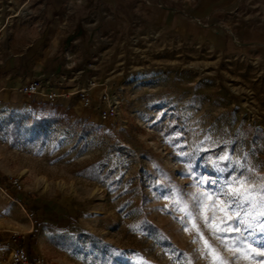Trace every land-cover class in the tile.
<instances>
[{
    "label": "rangeland",
    "instance_id": "obj_1",
    "mask_svg": "<svg viewBox=\"0 0 264 264\" xmlns=\"http://www.w3.org/2000/svg\"><path fill=\"white\" fill-rule=\"evenodd\" d=\"M47 1L0 0V81L32 50ZM59 3L78 23L61 58L81 84L54 101L0 99V264H13L14 234L52 264H209L177 193L191 206L217 163L221 183L243 171L236 160L264 176V144L248 133L264 134V0Z\"/></svg>",
    "mask_w": 264,
    "mask_h": 264
},
{
    "label": "snow or ice",
    "instance_id": "obj_2",
    "mask_svg": "<svg viewBox=\"0 0 264 264\" xmlns=\"http://www.w3.org/2000/svg\"><path fill=\"white\" fill-rule=\"evenodd\" d=\"M218 159L232 160L227 153ZM234 163L236 168L233 171H243L222 183L219 174L226 169L220 168L218 163L217 179L207 180L201 177L200 184L209 183L214 187L209 191L190 194L191 206L177 193L176 203L183 205L180 210L188 218L183 230L195 231L192 242L200 241L197 251L209 260V264H232V261L226 259L212 240L205 236L198 221H202L203 228L207 229L210 237L232 253L233 260L244 259L250 264L259 260L264 264V176L257 175L255 179L259 183H256L253 176L245 174L253 173L254 169L241 164L239 160ZM189 170L191 171V167ZM188 264H192L191 259Z\"/></svg>",
    "mask_w": 264,
    "mask_h": 264
},
{
    "label": "crops",
    "instance_id": "obj_3",
    "mask_svg": "<svg viewBox=\"0 0 264 264\" xmlns=\"http://www.w3.org/2000/svg\"><path fill=\"white\" fill-rule=\"evenodd\" d=\"M62 3L59 0H48L44 6L42 19L43 31L35 41L29 54L26 52L14 58L7 70L15 72L13 81H0V99L11 102L19 100V89L36 79L48 78L58 84L67 94L81 84L82 76H74L76 70H68L62 60V45L78 29V23L68 16L67 11H60ZM56 12H59L56 14ZM44 25V26H43ZM246 32V33H245ZM245 38L261 37V33L246 27ZM59 57V59H58ZM58 59V60H57ZM70 67V66H69ZM9 76H13L11 73ZM83 81V80H82Z\"/></svg>",
    "mask_w": 264,
    "mask_h": 264
},
{
    "label": "built area",
    "instance_id": "obj_4",
    "mask_svg": "<svg viewBox=\"0 0 264 264\" xmlns=\"http://www.w3.org/2000/svg\"><path fill=\"white\" fill-rule=\"evenodd\" d=\"M94 86L95 84L90 83V87H81L79 89V96L85 107H89L92 104L91 91ZM61 90L63 89L58 84L50 82L48 78H45L33 80L31 83L22 86L19 89V92L23 96H36L47 101H54L57 98L64 97L66 92ZM115 104L116 103L112 102V104L102 112V117L104 119L110 118L115 113ZM17 239V234L12 235V241L9 248L13 264H52L42 258L33 259L26 248L19 244Z\"/></svg>",
    "mask_w": 264,
    "mask_h": 264
},
{
    "label": "trees",
    "instance_id": "obj_5",
    "mask_svg": "<svg viewBox=\"0 0 264 264\" xmlns=\"http://www.w3.org/2000/svg\"><path fill=\"white\" fill-rule=\"evenodd\" d=\"M247 126H249V125H247ZM248 133H249V135H251L250 141H251L252 146H254L257 143L258 139H260L262 141V143L264 144V138H263L264 134H262V132L260 133L256 130L249 128ZM32 139H35V138H32Z\"/></svg>",
    "mask_w": 264,
    "mask_h": 264
},
{
    "label": "bare ground",
    "instance_id": "obj_6",
    "mask_svg": "<svg viewBox=\"0 0 264 264\" xmlns=\"http://www.w3.org/2000/svg\"><path fill=\"white\" fill-rule=\"evenodd\" d=\"M21 14L22 15H27V14H29V12L28 11H21ZM110 102H114V103H116V97L113 95L111 98H110Z\"/></svg>",
    "mask_w": 264,
    "mask_h": 264
}]
</instances>
